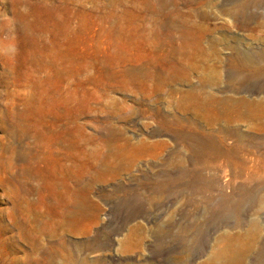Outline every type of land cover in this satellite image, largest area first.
<instances>
[{
  "label": "rangeland",
  "instance_id": "1",
  "mask_svg": "<svg viewBox=\"0 0 264 264\" xmlns=\"http://www.w3.org/2000/svg\"><path fill=\"white\" fill-rule=\"evenodd\" d=\"M237 6L0 0V210L28 171L39 212L36 243L0 213V264H264V0Z\"/></svg>",
  "mask_w": 264,
  "mask_h": 264
},
{
  "label": "bare ground",
  "instance_id": "2",
  "mask_svg": "<svg viewBox=\"0 0 264 264\" xmlns=\"http://www.w3.org/2000/svg\"><path fill=\"white\" fill-rule=\"evenodd\" d=\"M192 1L193 0H189L190 3ZM235 1L238 2V6L234 10V12L236 15H238L242 19L241 22L244 24L247 19L246 10L249 4L255 2L256 0H235ZM128 144L133 145L131 143H128ZM70 156H71L70 153L66 152L63 154V157L57 154V157H55V159L62 167H64L65 165L64 158H67ZM26 172L28 171H25V174L16 175V176L14 175L13 177L9 178V183H11L9 184V186L13 185L11 192L8 193L10 194L11 204L8 208L0 210V213L2 215L3 221H5L4 231L7 233H11V236L9 237L10 240L12 241L14 240L13 238L15 236L14 234L12 235L14 231L13 229H17L18 234H20L21 236L23 235L28 239H31L30 241H32V243H36L37 238L36 237L31 238L33 235L31 237L30 235L31 233L37 230L35 228L30 229L26 225H30L31 223L33 224V222L36 221L37 215L39 213V212L37 213L36 208L33 207V202L29 197V195L32 194L33 191H37V190L36 189L34 190V187H33L34 185H32L33 183L31 184V180H33L34 178H32V175H29V173L26 174ZM53 182L54 183L52 185V190L50 191V193L41 192L39 200L43 202H47L49 201L50 197H53V198L60 197L61 195L60 189L58 185L56 184V181L53 180ZM75 192L76 191L74 189H69V192L67 193L68 196H67L66 201L59 206L58 210H56L55 212L53 219H50L48 224L51 223L52 226L53 225L55 226L57 224L68 222V219L72 218L71 215H73L74 213H77V210L71 207V202H72L71 196ZM58 201H60V199ZM33 250H34L33 252H36L38 254H43L46 259L44 263H38V264H53L52 258H53L54 253L51 249H46V248L35 249L34 248ZM231 250L232 248H226L223 250V253H230ZM29 254H30V251L26 250V255H29ZM22 264H33V263H31L30 261H25Z\"/></svg>",
  "mask_w": 264,
  "mask_h": 264
}]
</instances>
